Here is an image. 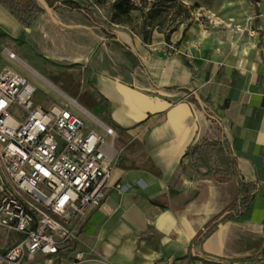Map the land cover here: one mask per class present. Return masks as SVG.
<instances>
[{
    "label": "crops",
    "instance_id": "crops-1",
    "mask_svg": "<svg viewBox=\"0 0 264 264\" xmlns=\"http://www.w3.org/2000/svg\"><path fill=\"white\" fill-rule=\"evenodd\" d=\"M73 1L95 17L90 0ZM248 1L255 12L246 41L199 19L172 29L168 41L157 30L145 41L107 26L132 58L84 11L43 5L26 31L0 4V68L4 46L18 56L14 47L35 45L50 57L43 60L51 78L26 64L31 72L18 62L17 69L50 88L59 89L58 80L67 93L60 91L116 131L107 146L109 192L83 221L77 246L85 258L73 264H264V0ZM64 71L72 78L60 79ZM222 135L257 190L239 216L193 245L235 200L237 181L197 176L185 149ZM28 264L72 263L37 257Z\"/></svg>",
    "mask_w": 264,
    "mask_h": 264
},
{
    "label": "built area",
    "instance_id": "built-area-1",
    "mask_svg": "<svg viewBox=\"0 0 264 264\" xmlns=\"http://www.w3.org/2000/svg\"><path fill=\"white\" fill-rule=\"evenodd\" d=\"M1 52L0 264L37 257L80 262L82 223L109 192L107 146L116 131L59 89L51 88L60 103L36 102L35 84L15 65L20 58L6 46Z\"/></svg>",
    "mask_w": 264,
    "mask_h": 264
},
{
    "label": "rangeland",
    "instance_id": "rangeland-1",
    "mask_svg": "<svg viewBox=\"0 0 264 264\" xmlns=\"http://www.w3.org/2000/svg\"><path fill=\"white\" fill-rule=\"evenodd\" d=\"M90 1L91 9L100 23L119 31L130 30L142 36V38L149 37L151 30H157L165 34L171 29L185 27L193 19H199L201 23L208 27H217L220 33L230 39L246 41L253 37L252 33L247 31V25L253 20L252 14L255 10L248 0H129L128 4L124 3L125 0ZM117 2H123L124 7L129 6L128 11L123 12L115 7ZM211 15L217 16L225 23H229L230 26L224 23L215 25ZM14 49L22 61L19 64L29 71L28 67L46 78H51L48 72L50 65L48 61L43 60V58L50 60V57L41 53L35 45H20L14 47ZM1 54L4 58L3 53ZM3 64L4 61H2ZM33 75V78L27 77L36 86L34 95L36 102L43 105L53 101L60 103L61 99L59 100L53 94L54 91L48 84L43 82L37 75ZM63 75L68 79L72 78L64 71L60 75V79ZM52 83L67 93L58 80H54ZM76 101L80 102L78 99Z\"/></svg>",
    "mask_w": 264,
    "mask_h": 264
},
{
    "label": "trees",
    "instance_id": "trees-1",
    "mask_svg": "<svg viewBox=\"0 0 264 264\" xmlns=\"http://www.w3.org/2000/svg\"><path fill=\"white\" fill-rule=\"evenodd\" d=\"M44 1L49 8L63 6L70 9L84 11V13L86 12L89 19H91L96 25L100 26L105 34L110 36L114 45L119 47L129 57L132 58L136 56L135 52L131 50L128 44L117 38L112 30L100 23L96 17L92 16V14L87 11L86 7L73 0ZM125 1L126 2L124 3H129V0ZM0 4H2L19 22H21L26 31L29 30L38 16L45 11V7L39 0H0ZM115 7L123 12H127L129 9V6H123V2H117ZM169 32L165 33L166 41L169 39ZM143 39L148 40L149 37ZM202 108L207 113V116H211L204 107ZM185 153L189 156L191 167L197 176L209 178L215 177L221 182L230 178H234L237 181V195L235 200L227 210L223 211L215 220L196 234L193 240V245H196L208 233V231L219 222L230 216H239L247 208L249 201L255 194L257 184L244 178L240 173V170L237 167L236 157L223 135L214 139L194 140L186 147Z\"/></svg>",
    "mask_w": 264,
    "mask_h": 264
},
{
    "label": "bare ground",
    "instance_id": "bare-ground-1",
    "mask_svg": "<svg viewBox=\"0 0 264 264\" xmlns=\"http://www.w3.org/2000/svg\"><path fill=\"white\" fill-rule=\"evenodd\" d=\"M211 18H212V21H213V23L215 24V25H219V24H225V25H227V26H230V24L229 23H225L222 19H220V18H218L217 16H215V15H211ZM243 45V44H242ZM48 84V83H47ZM55 96H57L56 94V92L55 93H53Z\"/></svg>",
    "mask_w": 264,
    "mask_h": 264
},
{
    "label": "water",
    "instance_id": "water-1",
    "mask_svg": "<svg viewBox=\"0 0 264 264\" xmlns=\"http://www.w3.org/2000/svg\"><path fill=\"white\" fill-rule=\"evenodd\" d=\"M41 1H42L43 5H44L47 9H49V6L46 4V2H45L44 0H41Z\"/></svg>",
    "mask_w": 264,
    "mask_h": 264
}]
</instances>
